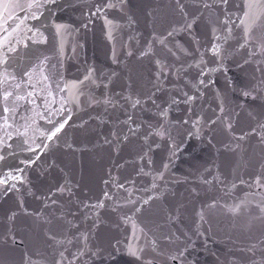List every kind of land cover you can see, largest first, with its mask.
Segmentation results:
<instances>
[{
	"label": "snow or ice",
	"instance_id": "snow-or-ice-1",
	"mask_svg": "<svg viewBox=\"0 0 264 264\" xmlns=\"http://www.w3.org/2000/svg\"><path fill=\"white\" fill-rule=\"evenodd\" d=\"M128 2L129 0H120V8H126ZM83 6L87 8L88 15L81 20V27L86 30L88 24L92 22V17H100L104 21L101 31L107 29L109 40H115L113 35L115 30L123 31L124 27L131 28L133 24L139 22L134 15L127 14L121 17L125 22L123 25L109 19L107 9L117 7L112 0H97L95 3H86ZM60 7L58 0H0V133H2L0 134V165L7 168V171L0 175V187L4 189L5 194L11 191L19 192L20 188L15 182L22 184L25 169L36 165L37 161H42L49 170L57 167L55 159L48 163L46 157L48 153L54 154L60 147L57 142L62 139L61 134L72 120V108L68 105L79 106L78 95L85 94L83 89L93 85L100 89V98L93 96L89 90L87 94L90 102L103 107L105 112L108 106H111L114 112L119 111L124 116L123 120L115 116V125L118 127L114 125L115 130L110 132L111 138L104 137L100 147L107 146L106 153L109 160L114 151L119 155V152L125 148L135 155L136 160L132 162V170L122 178L113 177L110 169L107 172V179L101 176L105 188L101 190L102 198L96 197L94 204L85 203L84 200L74 201L72 188L67 184L59 183L54 186L55 192L49 189L50 195L44 197L43 209L30 213L24 207L23 200L18 202L19 212L23 213L25 219L32 221L34 242L47 245L51 249V259L47 260L46 264H118V257L122 254L133 258L131 264H193L186 257L187 243L191 238L181 233L185 236V240L181 241V235H177L171 228V225L188 211L187 206L169 204L163 207L171 191L166 183V174L169 164L177 156L180 146L184 144L185 135L200 139L204 125H208L211 130L220 128L228 138L225 147L230 151L233 142L235 148L243 152L244 145L255 140L261 153L264 154V0H243L242 4L236 5L242 15L230 11V0H211V2L200 0V3L191 4L186 0H170L168 4L158 5L148 13L153 18L150 39L144 40L135 50L130 43L125 49L126 58H135L138 63H143V60L147 59L155 65L153 78L144 83L141 76L138 83L133 77V69L125 65L130 83L126 92L116 93L115 96L111 91L121 78L115 71L98 73L97 69L89 67L85 69L83 79L70 84L63 80L60 71L63 36L71 26L66 23H56L54 20L51 24L47 22L49 17L55 15L54 10ZM45 13L48 15L46 16ZM29 20L37 23L29 26L26 23ZM201 24L204 29L202 35L207 37L210 31L213 38L208 40V48L204 52L200 51L199 40L186 41L187 46L176 40L178 34L191 35L194 28ZM236 28L242 30V35L236 43L240 49L247 52L244 64L254 63L257 57L260 58L250 83L242 91V95L251 100L246 118L240 120V114L228 110L224 100L221 99L218 105L219 115L213 111L212 116L206 119L198 116L191 122V128L185 129L183 133L180 132V129L190 121L184 119L173 124L170 120L172 107L179 105L181 100L173 95H168L167 98L164 95H157L158 92H164L161 79L174 75L179 80L182 74L188 76L194 67L199 69L196 76L185 81L184 88L188 90H181L180 93L184 104L194 105L198 99L205 96L204 89L215 83L209 74L219 71L226 57L231 55L225 45L235 36ZM58 37L60 39L57 45ZM133 39L136 38L129 35V41ZM193 43L197 45L195 49L192 47ZM137 44H140L139 40ZM41 46H44L46 51L50 49L53 55L48 56L44 53L36 55L33 49ZM121 47L124 48V45L122 44ZM209 51L212 55L205 59ZM188 58L194 63H189ZM112 61L119 62L115 47L112 50ZM209 64L217 66L208 67ZM256 72L260 73L259 77L255 75ZM58 93L60 95L57 100ZM38 98H43V110L36 103ZM25 104L32 105V115L22 116L24 123L18 125L15 117ZM149 104L155 109L153 116L147 121L140 119L138 113H145ZM238 107L244 110V106L238 105ZM189 112H193V109L189 108ZM233 114L237 117L236 121L233 120ZM37 119H42L50 125L41 132L42 140L39 143L35 136L38 131ZM97 119H101L99 114ZM237 125H239V135L235 134ZM80 127L87 128L88 122L82 121ZM173 128L180 137L178 141L172 134ZM153 145L156 149L168 152V162L162 159L159 168L155 167V161L152 159ZM64 146L76 150L67 140L64 141ZM95 147L96 145H93V149ZM18 148L30 155L20 159L19 164H9L10 157H17ZM79 150L90 151L88 148ZM103 170L102 165L98 166V171L103 172ZM148 176H151L150 183L143 181V178ZM204 183L212 182L205 179ZM254 183L256 186L264 187V168ZM138 184L140 187H137ZM235 187L233 183L232 188ZM65 193L67 199L64 198ZM217 206L214 200L208 205V210ZM154 207L156 212L146 215ZM247 207L248 201L241 200L232 204L225 202L223 210L229 216L238 217L245 213ZM257 207L262 214L259 219L264 224V197ZM105 208H111L123 223H131L132 240L136 243L129 242L127 238L123 246L120 240H116L115 244H112L111 240L107 244L92 242L93 230L98 229V222L101 219L99 210ZM90 212L93 214L92 217L89 216ZM197 215L203 220L205 211L202 209ZM5 216L11 227L5 225L3 237L0 239V264H37L28 251L22 252L19 258L16 257L17 243L27 247L23 235H20L18 240L16 221L20 217L17 210L11 208L5 212ZM89 219L91 224L85 227V221ZM141 239L144 241L143 246L139 243ZM69 245L75 251H71ZM247 252L249 253L247 259L237 258L231 261V264H264V241L261 242L259 250L256 245H252Z\"/></svg>",
	"mask_w": 264,
	"mask_h": 264
},
{
	"label": "water",
	"instance_id": "water-1",
	"mask_svg": "<svg viewBox=\"0 0 264 264\" xmlns=\"http://www.w3.org/2000/svg\"><path fill=\"white\" fill-rule=\"evenodd\" d=\"M58 2L61 7L54 10L55 15L49 17L47 22L51 24L54 20L56 23H66L71 26L63 36V55L60 57L62 62L60 71L64 81L70 84L78 79H83L85 69L89 67L97 69L98 73L99 71L105 73L115 71L121 77L111 91V94L115 96L116 93L126 92L127 85L130 83L125 65L133 69V77L137 79L138 83H140L139 77L141 76L144 83L153 78L155 65L147 59H144L143 63H138L135 58H126L125 49L130 43L133 50H135L143 44L144 40L150 39L153 18L148 13L158 5L168 4L170 0H129L127 7L124 9L119 6L120 0H112L113 3L117 4V7L107 9V14L114 23L123 25L125 22L121 17L125 14L134 15L139 21L133 24L131 28L124 27L123 31L115 30L113 33L114 41L108 39L106 28L101 31L104 21L100 17H92V22L88 24L86 30L81 27V20L88 15L87 8L83 5L95 3L97 0H58ZM186 2L189 4L200 3V0H186ZM242 3L243 0H230V11L242 15L236 7V5ZM45 15L47 16L48 13H45ZM233 18L235 19V16ZM26 23L31 26L37 22L29 20ZM77 29L79 30L77 31ZM203 31V25L201 24L194 28L191 35L188 33L178 34L176 40L185 46H187L186 41L199 40L200 51L204 52L208 48V40L213 38L210 31L207 37L203 36ZM234 31L235 36L225 45L231 55L226 57L223 67L219 71L209 74L215 83L204 89L205 96L198 99L194 105L184 104L180 93L181 90H188L184 88L185 81L196 76L199 69L194 67L188 76L182 74L179 80L174 75L161 79V87L164 92H158L157 95H164L165 98L168 95H173L181 100L179 105L172 107L170 120L173 124L184 119L190 121L188 125L180 129V132L183 133L185 129L191 128V122L196 120L198 116L206 119L212 116L213 111L219 115L218 105L221 99L224 100L228 110H234V113L240 114V120L246 118V112L250 110L251 100L245 98L242 91L250 83L251 76L256 65L260 62V58L257 57L254 63L244 64L247 52L240 49L236 43L242 35V30L236 28ZM129 35L134 36L136 39L129 41ZM59 39L58 37L57 45ZM137 40L140 41V44H137ZM122 44L124 48L121 47ZM113 47L119 55L118 63L112 61ZM192 47L195 49L197 45L193 43ZM33 51L36 55L41 53L48 56L53 55L52 51L50 49L46 51L44 46L35 48ZM211 55L209 51L205 59ZM188 62L194 63L191 58H188ZM53 63H55V60H53ZM176 66L179 67V65ZM216 66L215 64L208 65V67ZM255 75L259 77L260 73L256 72ZM121 85L124 87H121ZM61 86L63 87V84ZM89 90H91L93 96L100 98V89L89 85L83 89L85 94L78 95L79 106L76 104L68 105L72 108V120L66 126L65 132L61 134L62 139L57 142L60 147L54 154L48 153L46 157L48 163L55 159L57 167L49 170L42 161H37L36 165L25 169L22 184L18 181L15 182L20 188L19 192L11 191L5 194L4 189L0 187V239L3 237L5 225L11 227L5 216V212L11 208L17 210L20 217L16 221L18 240L19 236L23 235L27 245L26 247L17 243L15 246L17 258L22 252L28 251L31 258L37 261V264H46V261L51 259V249L47 245L34 242L32 221L31 219H25L23 213L19 212L17 208L20 200L24 201L27 212L31 213L37 209H43L44 197L50 195L49 189H51V192H55L54 186L59 183L67 184L72 188L74 193L72 199L74 201L84 200L85 203L94 204L96 203V197L102 198L101 190L105 188L101 176L107 179V172L110 169L113 177L120 176L122 178L132 170V162L136 160V157L128 149H123L119 152V155L114 151L111 160H109L106 153L107 146L100 147L103 144L104 137L111 138L110 132L118 127V125H115V116H119L121 120L124 119V116L119 111L114 112L111 106H108L107 112H105L103 107L91 103L87 94ZM217 94H219V98H217ZM59 95L58 93L57 100ZM36 103L43 110V98H38ZM238 105L244 106V110ZM252 107H256V105H252ZM31 108L32 105L30 104L21 107L19 114L15 117L18 125L24 123V120L21 119L22 116L32 115ZM189 108H192L193 112L190 113ZM154 112L155 109L149 104L146 112L143 114L138 113V116L140 119L147 121L153 116ZM98 114L101 119H97ZM102 120L104 122H101ZM233 120H237L234 114ZM82 121L88 122L87 128L80 127ZM36 126L38 131L35 136L37 143H39L42 140L41 132L50 125H47L42 119H37ZM124 131L126 132L127 129L125 128ZM172 134L177 137L178 141L180 137L177 136L175 128H173ZM235 134H240L239 125H237ZM65 140L73 144V149L76 150L73 151L64 146ZM209 140H211V143H209ZM88 141H91V143H87ZM157 141L159 142V138H157ZM227 143L228 138L220 128L211 130L208 125H204L200 139L189 138L185 135L184 144L180 146L177 156L172 159L166 174V183L171 191L168 193L163 207H167L169 204L187 206L188 211L175 224L171 225V228L177 235L184 233L191 238L187 243L188 252L186 257L193 264H231V261L237 258L245 260L249 255L247 249L252 245H256L257 250H259L261 242L264 241V224L259 219L262 214L257 207L262 197H264V187L256 186L254 183L256 177L260 175L262 168H264V154L261 153L255 140L245 144L243 152L235 148L234 142L230 151L225 147ZM93 145H96L95 149H93ZM121 147L123 146L121 145ZM81 148H88L90 151L81 152L79 150ZM153 150L152 159L155 161V167H160L162 159L164 162H168L167 151L156 149L155 145H153ZM28 155L30 154L22 152L18 148L17 157H10L8 163L19 164V160ZM136 162L139 164L138 160ZM100 165L103 166V172L98 171ZM120 165L123 167H119ZM20 167L24 166L20 165ZM6 171L7 168L0 165V175ZM17 175L20 174L17 173ZM214 177H218V179L214 180ZM205 179L212 183L205 184ZM143 181L150 183L151 176L144 177ZM241 181H244V183H241ZM9 183L13 182L9 181ZM233 183L236 185L234 189L232 188ZM137 187H140V184ZM64 198H68L67 193L64 194ZM214 200L218 206L208 210V205L212 204ZM241 200L248 201V207L243 215L232 217L225 213L223 210L225 202L232 204L234 202L239 203ZM202 209L205 211L203 220L197 215ZM99 211L101 219L98 222V229L93 230V243L107 244L111 240V243L115 244L116 240H120L121 246H123L125 238L129 242L136 243L132 240L131 223H123L117 214L111 211V208ZM155 212L156 208L154 207L146 215ZM89 216L92 217L93 214L90 212ZM90 224L91 219L85 221V227ZM137 236H139V232H137ZM184 240L185 236L181 235V241ZM139 243L143 246L144 241L141 239ZM68 247L71 251H75L70 245ZM132 259L127 254H122L118 257V264H131Z\"/></svg>",
	"mask_w": 264,
	"mask_h": 264
}]
</instances>
